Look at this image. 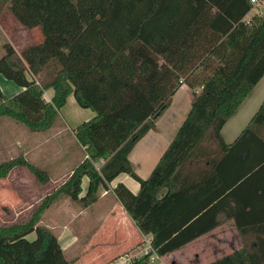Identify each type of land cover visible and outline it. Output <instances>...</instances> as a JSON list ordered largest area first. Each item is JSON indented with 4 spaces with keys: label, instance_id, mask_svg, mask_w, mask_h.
I'll list each match as a JSON object with an SVG mask.
<instances>
[{
    "label": "trees",
    "instance_id": "16d2710c",
    "mask_svg": "<svg viewBox=\"0 0 264 264\" xmlns=\"http://www.w3.org/2000/svg\"><path fill=\"white\" fill-rule=\"evenodd\" d=\"M9 9L43 39L21 53L0 57V75L24 89L11 98L0 88V121L31 132L51 129L74 95L95 112L74 134L87 156L21 223L0 224V264H72L41 216L60 197L84 207L101 186L127 173L140 183L134 194L114 192L151 244L166 256L219 225L225 215L246 246L207 264H264V188L247 185L264 172V101L232 143L221 130L264 76V14L247 16L251 0H10ZM182 84L193 90L191 109L147 178L128 155L170 106ZM53 90L52 101L44 92ZM18 166L42 184L49 174L24 155L0 162V179ZM89 179L86 194L83 178ZM35 234L30 239L29 236ZM150 255L131 264H147Z\"/></svg>",
    "mask_w": 264,
    "mask_h": 264
},
{
    "label": "crops",
    "instance_id": "0c3cea01",
    "mask_svg": "<svg viewBox=\"0 0 264 264\" xmlns=\"http://www.w3.org/2000/svg\"><path fill=\"white\" fill-rule=\"evenodd\" d=\"M257 9L258 8L256 7L253 8L249 12V15L251 16L252 14H254ZM2 10L3 9L0 8V12H2ZM11 15L13 19L18 23L16 29H9V27H2L0 25V32H5V37H7L6 39H8L9 42L8 45H13L14 47L17 45L18 48L15 49L17 52L21 53L28 46L25 45V47L20 48L21 45H18L17 43V40H22L21 34L23 32V29L20 30L19 28L24 26L21 25V23L15 18L13 14ZM11 31L14 34L10 33ZM0 88L3 91L4 95L8 98L13 97L24 89L23 87L17 85L15 82L6 79L3 75H0ZM49 92L53 94V90H49ZM192 101L193 90L186 84H182L172 97L170 106L158 118L156 122V128L148 131L140 140H138L133 149L130 151L128 158L132 163L136 173L141 178L145 179L152 173L162 154L165 152V150L175 137L180 126L182 125L183 121L187 117L191 109ZM263 101L264 76L256 84L252 92L246 97V99L243 101L234 115L223 126L221 134L226 143H232L236 140V138L248 125L253 115L257 112ZM68 105H70V108L67 115H71L72 120H77L73 123L69 118H64V121L73 137V142L71 144L75 146L76 144H79V142L75 137L74 128L79 123L83 122V119L84 121L92 119L95 116V112L90 111L89 109H81V107L76 102L74 95H70L68 97L67 104L61 110H64ZM5 124H10V122L5 121L4 125ZM32 134L39 135L40 133ZM38 139V141L33 142L34 147L32 149L28 150L26 148L24 150V155L33 162H36L41 158V160H39V163L41 165L44 162L42 161V159H45L46 155L49 156V152L44 151V144L47 140H44L43 137H39ZM79 146L81 147V150H83L82 155L77 160L78 162H73L70 165V171L66 175L65 180L69 177L72 169L87 156L85 148L80 144ZM63 152H65V150ZM71 160L72 159L65 158L64 155V159H61L59 162L66 164L71 163ZM144 169L147 170L144 171ZM142 170L144 173L142 172ZM88 183L89 179L87 177H84L83 191L80 197H83L86 194ZM119 183H123L124 185H126L134 194H137L140 190V183L137 180L132 178L127 173L119 174L110 184H108L107 186H101L99 188L96 201L94 203H92L88 207L78 210L74 208L72 214L74 219L72 221H75V219L78 218L83 222V225L80 227L79 232L74 231L72 227L73 223L72 221H69L70 226H66L65 229L62 230V232L58 235V240L63 248L64 254L72 264H78L79 259L82 260L84 258H87L84 253L87 251L88 247H92L94 246V244L97 245L98 243H100L102 245V253H92L91 255L93 256L89 259L88 264H112L120 256L124 255L125 253L132 252L136 249H141L142 247H144L146 241L152 240L151 234L146 235L139 230L134 220L129 216L121 202L116 197L114 188ZM261 186L264 188V172L258 173V175L255 176L254 181H251L249 185H247V188L245 191H243V194L248 195V193H253L254 191L261 188ZM229 206H264V202L260 203L254 197L253 199L246 198L241 200L240 202L231 203ZM225 221L234 225L233 219H229L225 215H221L219 217L220 224L224 223ZM218 228L219 226L213 231L187 244L186 246L174 252L168 253L166 256L150 260L147 264L209 263L207 261L201 262L200 253L201 255L209 253V251H211L212 245L214 244V239L216 241L221 240L219 238V233H217ZM244 237L255 239V235L252 234ZM86 239L88 240V242H83V240ZM216 245L218 246L219 243H216ZM195 246H199L200 250L194 254L188 253V251ZM254 247L255 245L250 248V250H252ZM68 253L72 255H70L69 257L67 256ZM220 257L222 256H215L210 260V262Z\"/></svg>",
    "mask_w": 264,
    "mask_h": 264
},
{
    "label": "rangeland",
    "instance_id": "374dc122",
    "mask_svg": "<svg viewBox=\"0 0 264 264\" xmlns=\"http://www.w3.org/2000/svg\"><path fill=\"white\" fill-rule=\"evenodd\" d=\"M9 4V0H0V8L3 9L2 12H0V25L2 27H9V29H16L18 23L11 15L12 13L10 12ZM19 29H23L21 34L22 40H17L18 45H21L20 48L25 47V45L29 46L41 42L43 36L39 27L32 30L26 29L25 27H20ZM10 33L14 34L12 31ZM5 36L6 33L1 31L0 57L3 56L9 48H18L17 45L15 47L13 45H8L9 42ZM69 108L70 105L66 106L64 110H61L60 116L56 120L57 123L45 132H31L25 127L16 124L14 121L11 122V120L7 118L1 119L0 162L15 158L21 154L24 155V150L26 148L28 150L32 149L34 147L33 142L38 141L39 137H43L44 140H47L44 144V151L49 152V156L46 155L45 159H42V161H44L43 164L40 165L39 163L41 158L38 161L33 162L25 155L24 156L32 163H35L41 169L45 170L50 177L48 182L42 184L26 167L18 166L10 172L7 178L0 179L1 225L7 226L12 223H21L27 220L33 210L40 204L41 200L47 194L56 190L61 183L64 182L66 175L70 171V165L73 162H78L77 160L82 155L83 150H81L79 144H76L75 146L71 144L73 142V137L64 121V118H69L73 123L77 120H72L71 115H67ZM81 109L85 108L81 107ZM5 121H9L10 124L4 125ZM82 121H84V119ZM32 133H40L41 135L39 134V136L38 134ZM64 150L65 152H63ZM64 155L65 158L72 159L71 163L64 164L59 162L61 159H64ZM74 208L78 210L85 207L77 200L62 196L44 211L39 224L50 229L58 236L66 226H70L69 221L71 222L74 219L72 216ZM72 223L74 231L79 232L80 227L83 225L82 220L77 218L75 221H72ZM217 231L221 240L216 241L214 239V244L209 253L204 255H201L200 253L201 262H210L215 256L223 257L243 246L250 249L255 245L254 239L242 236L235 226L227 221L220 224ZM34 236L35 234H32L29 238L32 239ZM83 242H88V240H83ZM216 243H219V245L217 246ZM199 250V246H195L189 250L188 253L194 254ZM92 253H102V245L98 243L97 245L94 244V246L88 247L87 251L84 253L88 259H79L78 264H88L89 259L93 256L91 255ZM70 255L72 254H67L69 257Z\"/></svg>",
    "mask_w": 264,
    "mask_h": 264
},
{
    "label": "built area",
    "instance_id": "2783aa9c",
    "mask_svg": "<svg viewBox=\"0 0 264 264\" xmlns=\"http://www.w3.org/2000/svg\"><path fill=\"white\" fill-rule=\"evenodd\" d=\"M251 2L253 3L254 7L253 8H258L257 11L255 13L259 14V15H263L264 14V0H251ZM253 15V14H252ZM251 15V16H252ZM249 14L247 16V21H249L250 17ZM44 99L47 102H51L52 101V94L49 91H45L44 92ZM150 255V260L159 258L160 256L155 252L151 241H146L144 247H142L141 249H136L132 252L129 253H125L124 255L120 256L114 263L112 264H131L132 261L136 260V259H141L144 256Z\"/></svg>",
    "mask_w": 264,
    "mask_h": 264
},
{
    "label": "bare ground",
    "instance_id": "6f19581e",
    "mask_svg": "<svg viewBox=\"0 0 264 264\" xmlns=\"http://www.w3.org/2000/svg\"><path fill=\"white\" fill-rule=\"evenodd\" d=\"M154 149H155V148H154ZM130 159H131V157H130ZM133 160H134V159H133ZM142 163H143V161H142ZM145 170H147V169H144V171H145ZM142 172H143V170H142ZM143 173H144V172H143ZM143 173H142V174H143ZM142 174H141V175H142Z\"/></svg>",
    "mask_w": 264,
    "mask_h": 264
}]
</instances>
